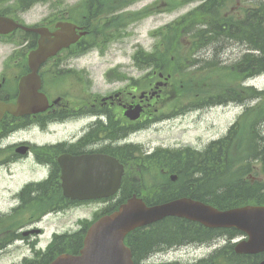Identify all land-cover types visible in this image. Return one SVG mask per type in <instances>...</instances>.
Wrapping results in <instances>:
<instances>
[{"label": "rangeland", "instance_id": "1", "mask_svg": "<svg viewBox=\"0 0 264 264\" xmlns=\"http://www.w3.org/2000/svg\"><path fill=\"white\" fill-rule=\"evenodd\" d=\"M84 0H41L34 6H32L25 13H17V16L29 25L39 24L43 21L48 15L53 13H58L62 10L64 5H73L79 6ZM112 0H99V9L103 6L108 5ZM148 0H144L134 8L144 5ZM174 1L173 7H169L167 3L159 0L158 7L154 12V17H148L144 15L134 16L131 21H129V35L122 42H107L102 44L104 37L109 36L111 29L103 31L100 27H93L91 30L93 34L91 40L95 41V49L91 50L90 53L85 55L81 60L80 67L83 70H86L87 74L90 77L92 82L89 89L83 85L81 87L82 96L78 99L79 93L78 90L80 87H74L71 85V82L66 78L64 82L59 83L53 88L54 97L61 96L62 100H65L71 105L77 104L80 99H89L91 95H98L97 99H100L101 96H108L114 89H118L122 85H126L127 79L123 80L122 78L126 75L129 79L132 77L131 81L128 83L132 84L133 80H137L141 74L146 72V69L138 70V66L147 65L145 57L141 56V61L138 65L134 66L131 61V57L137 50L152 51L156 40H159L161 37L167 34L166 31L161 32L156 39L150 36V31L156 29L157 27H162L166 23H169L173 20L178 19L183 14L187 13L190 10H193L199 4V0H190L187 3L181 2L182 0H166ZM189 2H193L189 4ZM259 2L264 0H257V5ZM16 1L8 0L1 8L9 9L10 13L13 15L16 11ZM216 4L220 3V0H215ZM234 3H228L224 7V12L227 13ZM62 5V6H61ZM264 8V6H263ZM74 9V7H70ZM133 9V8H132ZM78 18L80 21L83 18L91 17L92 5L91 2H86L83 6L77 8ZM74 14V12H72ZM14 16V15H13ZM85 22H83L84 24ZM213 28L219 27L214 21H209L207 23ZM103 25V24H102ZM185 27H178L173 31L175 39L173 46L167 54L168 60L161 66V61L154 60L156 67L162 68L163 77L171 76L174 84L171 85L165 92L164 98H156V101L153 98L148 99V103L151 104V110H156L154 117H162L157 121H154L157 124L144 126V130L130 136L128 139L129 145H132L127 154H132L130 159L136 160L135 158L141 159L142 153L145 151L153 152L155 149H161L163 151H170L180 148H191L194 150H201L207 146L210 142L217 140L225 135L229 126L235 121V118L242 114L243 109L236 107L235 105L223 106V107H213L203 109L201 111L192 110L189 113H186L183 116H178L179 113L188 110V108H194L201 105L202 100H194L196 94L202 95L200 92L203 90L210 89L211 91L218 90L216 84H202V76L198 73L191 76L190 81H186V78H181L178 76L179 71L186 66L185 62L180 58L183 51L184 56L187 57L189 52L188 39L184 36L185 30H193L196 25H202V23H195L188 21L185 23ZM257 27L260 32L257 36L264 38V19L262 23L257 22ZM179 28L181 30H179ZM203 29V28H201ZM246 29V28H245ZM209 39H212V42L208 47L207 40H202V46H200L203 51H201L198 56V60L202 61L203 64H200L198 68L206 69L208 62L215 60V56L210 53V48H218L220 55H218V61L222 68H230L235 66L240 59L242 60V55L249 50V47L246 45H241L235 42L222 43L225 37L221 36L220 33L215 31L213 36ZM20 38H15L13 41H2L0 40V74L2 73L5 65H9L7 60L10 57L11 52L19 51V47L16 44L20 43ZM185 44V45H184ZM186 47V48H185ZM209 51L208 53H205ZM161 52V48H158V53ZM204 53V54H203ZM187 55V56H186ZM193 55V54H192ZM190 58H193L191 56ZM153 64L147 66L148 70H152ZM155 65V64H154ZM115 67L124 68V71L120 72L118 70L113 71V78H105V73L110 69ZM226 73V70L222 71ZM234 72V71H233ZM83 73V72H82ZM124 73V74H123ZM236 75V72H234ZM117 76L121 78L116 79ZM83 78V76H82ZM239 75L234 76V79L226 80L224 76H219L216 74L212 81L210 82H220V79L228 81L231 88H235L239 82ZM163 80V79H162ZM161 80V81H162ZM159 81L158 74L153 75L150 78H145L140 83H138V89H135V95L140 96L141 90H151L150 85L152 82ZM258 88L264 87V77L259 81ZM72 84H74L72 82ZM259 89V90H260ZM153 93V90L151 91ZM179 93H183L180 98ZM203 97V96H202ZM250 101V100H248ZM250 103L246 107H250ZM158 111V112H157ZM165 116V117H163ZM171 117V118H169ZM264 118V95L262 96V107L261 114L256 121ZM255 123V122H254ZM253 123V124H254ZM251 125V127L253 126ZM41 128L34 129L32 128L29 132H19L15 138L19 139H29L33 141L37 146H42L43 143L47 141H53L57 138L62 137L60 130H57V134L54 136H48L41 133ZM71 131H74V128H71ZM131 141V142H130ZM234 145H230V149H233ZM3 144L0 146V163L2 161L9 160L13 149L4 148ZM251 148H254L251 146ZM41 154H46L45 151H39ZM150 152V153H151ZM235 152V151H234ZM233 152V153H234ZM166 156H168L166 158ZM176 164V158L170 156V154H156L153 159L148 163L144 164V161L131 162L128 166L127 173V182L129 188L136 189L138 191L147 189L148 191L153 190L159 184L161 186L165 185L169 180V175L165 176L162 173L160 174L161 169L169 170ZM259 165V164H257ZM258 169V168H257ZM259 171V169H258ZM41 176L39 170L33 169L31 164L28 161H23L18 165H3L0 166V210L7 211L14 206V195L28 184V181L33 177ZM57 198V197H56ZM103 208V205L98 204H89L80 207H75L70 210H66L63 214H50L44 217L41 220L40 227L44 228L45 234L38 238L40 240L39 246L42 249H45L49 239L50 234L53 232H65L74 230L77 225L84 221H92L96 214L99 213V209ZM9 215L8 217H10ZM7 217V218H8ZM19 219H22L19 218ZM16 218H9L8 224L14 226L20 224ZM4 224L0 223V230ZM30 228V227H28ZM27 228V229H28ZM26 229V230H27ZM32 246H27L26 243H23L20 248L10 247L6 252L0 255V264H15L21 261V254L27 253L28 255L32 254L33 250L31 249L35 245V241L32 242ZM30 250L32 252H30ZM207 249H199L193 251L190 247L182 248L176 252L166 253L160 255V258L163 259V262H178L179 264H190L196 259H200L203 256L207 255Z\"/></svg>", "mask_w": 264, "mask_h": 264}, {"label": "flooded vegetation", "instance_id": "2", "mask_svg": "<svg viewBox=\"0 0 264 264\" xmlns=\"http://www.w3.org/2000/svg\"><path fill=\"white\" fill-rule=\"evenodd\" d=\"M15 1H17L22 8H18L15 12L14 20L23 26L29 27L30 25L27 24L24 19L19 18L17 13L20 12V14L23 15V13L26 12L25 8L30 7L32 2L37 0ZM235 1L236 10L234 13L237 14V20L233 26L235 34L234 42L238 44L245 43L246 46L249 47L248 42L250 41L249 43H252L258 37L257 14L252 10L253 8H256L257 0ZM90 2L92 10L89 20H87V18H83L81 21L77 19V8H79L80 5L77 7L75 4L64 5L62 10L58 13L50 14L39 24L32 26L34 28L45 29L47 32L44 33L43 36L36 33H25L19 29L8 36L14 39L17 37L20 38L22 44L18 46L19 51L11 52L9 59L7 60L9 65H5L0 74V101L17 103L20 96L19 85L21 81H28V77L31 76L33 87H35L37 82H40L38 92L46 98L47 107L44 111L36 114L25 115L18 118L6 116L5 118L11 122L9 125H12V123L35 125L37 128H41L42 134L48 136L56 135L58 132L57 130H60L62 134V137L49 141L48 145H44L45 147L37 146L29 139L18 138L13 142L11 147H6V149H13L10 159L0 163V166L18 165L23 161H28L33 169L40 171L41 176L32 178L29 182V184H32V186L37 189L36 197H31L32 191L28 190L22 192L17 196L18 205L14 208L15 212L26 211V207L31 208V213L36 214L31 216L32 220H40L46 213V210L43 211L44 209L40 208L38 204L49 199L47 191L44 190V186L48 184L54 185L57 189L59 188V197L56 199V203L75 205L93 202H76L68 200L62 196L60 188L62 187V172L58 160L59 157L63 155L72 157L108 156L111 158H117L124 168L121 185L123 191L122 196L119 199L120 202L127 200L129 197L137 193L134 191L128 192L124 189L126 188V185L129 187L127 173L125 172L128 161L126 149L129 144L125 143V139L131 133V128L136 124L135 122H131L125 113L131 107L138 105L141 106L142 113L140 119L136 121L137 123H141L144 120L145 115L150 111V108L152 107L151 104L148 103L146 99L140 100L139 96L137 97L134 94L136 87L130 89L125 84L118 89H114V92L108 96L99 97L100 99H97V96L92 94V97H89V99H80L75 105H71L65 100H62L61 96L54 97L52 91L55 86L64 82L66 78H68L72 86L80 87L78 90L79 99L82 96L81 87L83 81L85 87L88 89L91 86L92 82L89 75L86 70H83L80 67L81 60L85 54L84 52H81V48H85L89 43L87 37L88 25L90 26V29L95 26L110 28V38H108L107 41L116 43L120 41L122 42L129 35L128 27L131 15L135 12L147 10L150 13V16L148 17H154V12L158 6H156V3L150 1L146 5L134 8L138 2L131 4L130 0H112L108 5L99 9V0H90ZM70 7H74V9H70ZM247 8H249V10H247ZM242 9H244V15L242 14ZM72 12H74V14H72ZM83 22L85 23L83 24ZM244 22L249 23V30L242 27ZM68 25L70 27H68ZM224 26L232 28L231 25L228 24H224L221 27ZM91 32L93 33L92 30ZM82 33H85V35L82 36ZM68 34L75 36L76 39L73 44L55 53L51 58L46 59L40 64L36 74H34L29 66V57L31 56L32 51L40 44L48 45L53 43L59 37L67 38ZM224 40L229 41L226 38ZM249 51H252L250 50V47L245 54H249ZM253 53L254 51H252L250 55H252L253 58H257L258 52H255V54ZM252 67L253 69L250 74H256L258 67L255 62ZM72 82L74 84H72ZM72 127L74 128V131H71ZM31 130L32 128H29L26 132ZM21 147L25 148L24 152L20 151ZM39 151H45L46 154H41ZM84 159L92 160L91 158ZM81 167H83V165ZM124 178L126 180L125 182ZM167 188H170L171 194L161 196L162 199H164L174 195L175 189L173 186H157L151 191H148L147 189L142 190L140 194L144 198L150 199L159 194L161 190H167ZM38 189H41L42 191H38ZM201 189V193L208 194L205 187H202ZM199 192L200 190L198 187L193 186L190 189L192 195L198 194ZM254 192L255 190L253 189V195ZM165 193H167V191ZM105 201L108 203L110 200H99L94 203H103ZM148 202L156 201L150 199ZM32 229L33 226L27 230L30 231ZM42 232L43 231L40 233ZM28 236H30L28 241L22 240L21 244L33 242L37 238V236ZM263 258L264 256L257 258L253 257L250 264H260L264 261ZM200 261L202 260H197L196 263Z\"/></svg>", "mask_w": 264, "mask_h": 264}, {"label": "water", "instance_id": "3", "mask_svg": "<svg viewBox=\"0 0 264 264\" xmlns=\"http://www.w3.org/2000/svg\"><path fill=\"white\" fill-rule=\"evenodd\" d=\"M17 28L42 34L15 24L8 18L0 17V34H8ZM59 38L49 45L40 47L30 56V68L36 71L51 54L69 45ZM72 42V41H71ZM38 83L33 87L29 79L20 84V96L16 104L0 102V122L5 114L14 117L42 112L45 98L38 94ZM131 115L138 117L139 108ZM69 158L62 165V190L66 198L85 200L107 197L115 193L120 184L122 167L114 159L94 157L92 160ZM83 167L79 166V162ZM104 166L100 167L99 164ZM167 217L182 218L196 222L209 229L233 228L244 233L248 240L236 245L238 254L264 252V207L246 206L227 211H218L190 199H178L165 204L147 207L133 197L117 211L96 221L86 232L83 247L76 256L62 255L51 264H133L131 251L124 245L125 236L137 228L161 221Z\"/></svg>", "mask_w": 264, "mask_h": 264}, {"label": "trees", "instance_id": "4", "mask_svg": "<svg viewBox=\"0 0 264 264\" xmlns=\"http://www.w3.org/2000/svg\"><path fill=\"white\" fill-rule=\"evenodd\" d=\"M202 10L203 6H200L193 13H191V15H188L182 22V24H180V28H182L183 26L185 27L186 25L184 24L187 23V21H194L195 23L197 21H201L202 17H204ZM180 28L179 30H181ZM219 29L224 31L223 27ZM173 31L174 30L172 29H168V34L163 37L157 49H155L156 51H158V48L160 47L161 53H163V55H161L159 58V60L161 61V66L165 63L166 60H168L167 54L173 46V42L175 39ZM184 35H188L187 37L189 38L190 54L188 56L186 55L188 57L186 58L183 51L180 58L183 62H185L186 66L179 71L178 76L181 78H186V81H190V77L198 73L202 76V84L206 85V87L207 84L217 85L218 90H203L200 92L202 95H207L212 92H215L216 94L225 92L226 95L234 94L235 90L230 87L228 81H224L223 79H220V82L210 81H212V78L216 74H218L219 76H224L226 80L234 79V76L237 77V73H240L239 69L242 73H245L249 70V68L236 67L235 70H233L234 66H231L230 68H222L219 65V61L217 59L209 61L207 68L204 70L198 68L200 64H203L202 61L196 58H190V55L192 51H195L198 48L201 49L200 46H202L201 44L203 40L202 30L200 27L194 28L190 31L185 30ZM210 40L207 41V45L209 44ZM246 57L248 56H245L244 59H246ZM253 59L254 58H251L250 60ZM152 60L153 59L151 57H146L145 59L146 63ZM254 62L256 63L258 69L264 67V59H261V61L255 60ZM223 70H226V73H223ZM233 71H236V75H234ZM177 78H175L174 81H176ZM174 81H172L173 84ZM198 96L195 95L194 98L197 99ZM211 100L212 98L208 97V101ZM254 126L255 125H253V127L251 128L250 116L246 114L244 118L241 119V121L236 122V124H234L229 129L228 134L224 139L212 143L202 153L191 152L189 150L178 151L177 155H175L174 157L176 158V166L171 170L172 173H175L177 175L178 185L180 186V188L183 186L181 188L182 191L178 194V197L186 196L185 191L188 184H197L199 182L198 180H195L193 182L192 176L195 175L194 172L199 173V180H202L203 178L208 180V190L209 192L211 191L212 194L217 193L221 189H224L227 185H229V187L233 186L235 184V181L237 182L241 180L244 175L250 172H246V170L251 169L250 166L261 164L262 172L264 173V140L259 138L258 147L254 149L251 148V146H253V139L251 140L250 136H248L250 131L254 130ZM229 145H234L233 149H230V147H228ZM167 157L168 156H166V158ZM235 165H240L241 167L235 168ZM257 186L258 194L255 195L249 194L250 189H252L253 187L251 188L250 186H243L244 190L247 192V195L242 197L235 196L234 198H232L228 195H225L224 193L216 194L214 197L210 198H198L197 196L191 197L211 204L219 209L239 207L245 204L264 206V182H258ZM49 190L52 191L54 189L50 188ZM1 219L4 220L3 218ZM7 227L8 226L6 225L5 228ZM223 233L229 235L230 237L239 234L232 229L222 231L205 230L196 224L182 219L168 218L151 226L149 228V231L147 232H144L142 230L135 231L128 238L127 243L132 251L135 264H138L143 258L156 251V249H161L160 246L164 247L166 243V245L170 247L175 245L183 246L196 241L197 238H200L201 241L209 240L215 237V235H220ZM82 239L83 233H80L69 238H60L59 241L62 242V245L66 250L77 252L81 248ZM249 258L250 257L236 256L226 248L223 251L218 252L217 254L212 256L210 261H224L226 262V264L228 261H234L235 264H249V262L251 261V259ZM31 264H43V262H33Z\"/></svg>", "mask_w": 264, "mask_h": 264}, {"label": "bare ground", "instance_id": "5", "mask_svg": "<svg viewBox=\"0 0 264 264\" xmlns=\"http://www.w3.org/2000/svg\"><path fill=\"white\" fill-rule=\"evenodd\" d=\"M257 31L260 32L258 27H257ZM224 41H226V40H224ZM224 41H222V43H224ZM249 42H248V44H249L250 50L254 51L253 54H255V52H258V57L254 58L253 60H250L251 58H253V56L250 55V53L252 51H249V54L247 53V55H246L248 57H246V59L243 58L244 60L240 59V61L236 64V66L233 68V70H235L236 67L249 68V70L245 72V73H249L253 69V67H251V66H252V64L254 63L255 60L261 61V59H264V38L262 39L261 36L260 37L258 36L255 41H253L252 43H249ZM212 47L210 48V53L213 56L220 55L219 49L218 48H212ZM175 155H177V152H174L172 154V156H175ZM220 193H224L225 195H228L229 197H232V198H234L235 196L238 197V196L241 195V197H242V196H246L247 195V192L243 188H237L235 186L234 187H230L228 189H226V188L225 189H221L217 193H214V194H212V193L211 194L202 193V195L205 196V197L210 198V197H214L216 194H220ZM249 194H253L252 191H250ZM255 194H258V191L254 192V195ZM232 253L234 254L233 251H232ZM227 264H235V262L234 261H228Z\"/></svg>", "mask_w": 264, "mask_h": 264}]
</instances>
